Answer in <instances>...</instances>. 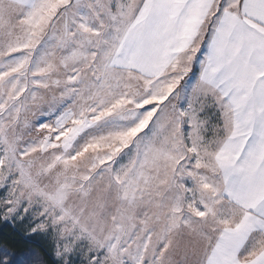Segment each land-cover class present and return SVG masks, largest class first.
I'll use <instances>...</instances> for the list:
<instances>
[{
    "label": "snow or ice",
    "instance_id": "snow-or-ice-1",
    "mask_svg": "<svg viewBox=\"0 0 264 264\" xmlns=\"http://www.w3.org/2000/svg\"><path fill=\"white\" fill-rule=\"evenodd\" d=\"M0 225V264H264V0H0Z\"/></svg>",
    "mask_w": 264,
    "mask_h": 264
},
{
    "label": "trees",
    "instance_id": "trees-1",
    "mask_svg": "<svg viewBox=\"0 0 264 264\" xmlns=\"http://www.w3.org/2000/svg\"><path fill=\"white\" fill-rule=\"evenodd\" d=\"M36 239L38 240V244H31L29 246L37 252L39 258L43 259L44 264H51V260L49 259L51 249L48 242L39 237ZM14 241H16V243L15 247L12 248L13 251L19 252L24 249L25 245L22 242H18L19 238L14 236L12 230L0 225V243L10 244Z\"/></svg>",
    "mask_w": 264,
    "mask_h": 264
}]
</instances>
